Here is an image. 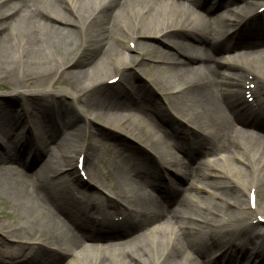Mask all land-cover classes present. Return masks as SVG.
<instances>
[{
    "label": "bare ground",
    "instance_id": "1",
    "mask_svg": "<svg viewBox=\"0 0 264 264\" xmlns=\"http://www.w3.org/2000/svg\"><path fill=\"white\" fill-rule=\"evenodd\" d=\"M190 1L207 3L209 11L223 4L224 13L200 21L178 0H0V81L11 87L0 101L7 139L0 144V200L22 208L10 223L0 218V264H264V134L257 132L264 131V0ZM55 4L71 14L54 12ZM180 32L189 40L175 39ZM236 46V56H222ZM150 56L162 74L148 79L165 101L128 73ZM115 78L123 82L117 93L121 86L108 89ZM64 80L67 87L55 89ZM248 126L254 128L246 134ZM112 128L145 140L142 157L124 143L117 150L106 143ZM204 148L220 164L196 166ZM100 149L111 156L113 174L95 166ZM81 155L97 185L104 189L101 178L117 182L113 196L74 183L82 181ZM170 171L195 194L178 192L177 184L165 198L158 192L161 199L146 191L145 185L175 183ZM228 173L244 179L237 178L232 195ZM203 194L221 203L211 208ZM195 206L205 210L199 218ZM92 225L87 241L114 236L113 243L89 244L87 252L77 232Z\"/></svg>",
    "mask_w": 264,
    "mask_h": 264
},
{
    "label": "rangeland",
    "instance_id": "2",
    "mask_svg": "<svg viewBox=\"0 0 264 264\" xmlns=\"http://www.w3.org/2000/svg\"><path fill=\"white\" fill-rule=\"evenodd\" d=\"M159 1V0H158ZM180 3H183V4H180L182 7H186V8H190V12L192 11V16H194L196 19H198V20H205V21H207L208 19H216V17H214L215 15H216V13H217V11L219 12V10H221L224 6L223 5H220V6H216V7H213V8H210V11H209V9H207V10H203L202 8V10L199 8V7H197L196 5H193L192 4V2L190 1V0H178ZM242 0H240V2H241ZM61 5V4H60ZM59 4H55L54 5V8H53V11L54 12H57V13H62V14H64V13H66V14H71V11H70V9H68L67 7H65L64 5H61L60 6ZM202 5V7L204 6V8H207V6H208V4H205V3H203V4H201ZM201 7V6H200ZM199 8V9H198ZM212 9V10H211ZM211 12V13H210ZM228 12V11H227ZM223 14L224 13V11H221V12H219V13H217V14ZM213 14H215V15H213ZM224 15H226V14H224ZM214 21V20H213ZM216 21V20H215ZM175 39H179V40H185V41H188L187 39H186V36H185V34L183 35V32H180L179 34H176L175 36ZM118 47H121V45H119ZM63 48L64 49H66L67 48V46H66V44L64 43L63 44ZM160 48L161 49H163L164 51H166V52H174L173 50H170V48H165V47H162V46H160ZM236 48H238L237 46L235 47V48H231V50L229 51V52H226V53H223L222 54V56H226V57H233V56H236L237 54L236 53H232V51L234 50V49H236ZM68 50H70L69 48L66 50V51H68ZM208 52H211V49H208ZM137 51H135V50H132V51H130V54H132V55H137ZM191 54H194V53H191ZM180 55V54H179ZM254 56H256V55H254ZM49 58H51L52 59V61H55V60H59L60 58H59V55H58V53L57 52H55L54 50H51L50 52H49ZM155 57H152V56H150L149 58H146L145 59V61L144 62H140L138 65H135V67H134V69L132 68V70H130L128 73H129V75L131 76V78H132V80H135V81H137V84L139 85V88L140 89H142V90H144L149 96H151V97H153L154 99H160L161 101L162 100H164L165 101V99H164V97L162 96V93H161V91L155 86V85H153V83L148 79L149 78V76H152L153 74L155 75V76H159L160 74H162V71L161 70H159V68L158 67H160V65H161V62L160 61H158L157 59H154ZM182 58H185V57H183L182 56ZM56 61V62H57ZM137 66L140 68V69H138L137 68ZM65 69H67V70H70L69 69V66H65L64 67ZM166 75V77H165V83L166 84H169V82H170V79H169V76H168V73H166L165 74ZM118 80L116 81V82H114V83H112L111 82V80L109 81V83H108V85L110 86L108 89H111V88H113V89H116V87H117V85L118 86H121V87H119L118 88V90H115L113 93H117V92H119V90L120 89H122L123 87H122V84H123V82H121V83H118V81H119V78H117ZM54 80H55V77H51V78H49L47 81H46V83H44L43 82V84H46V85H48L49 83H51V82H54ZM134 82V81H133ZM37 84L39 83V82H36ZM118 83V84H117ZM50 85V84H49ZM67 87V81H62V82H59V83H57L56 85H55V89H64V88H66ZM11 91V87H10V84H9V82H7V81H0V101H3V99H2V97H1V93H8V92H10ZM35 96V95H34ZM248 99V98H247ZM161 109H165V103L163 104V102H162V108ZM65 110V109H64ZM130 111H132V109H128V113L130 112ZM75 116H76V118L78 117V119H79V116H82L83 117V114L82 113H79V112H77L76 114H75ZM83 119H84V117H83ZM138 125H139V127L142 129V130H144V131H147V130H149V128H147V127H145V125H143V123L141 122V119H140V123H138ZM96 126H98L100 129L101 128H105V126H104V124H102V123H99V122H97L96 123ZM181 126H183V128L184 129H187V128H190V130L195 134V135H197V136H199L200 138H201V133L200 132H198V131H195L194 129V127L193 126H191V124L190 123H188V122H183L182 124H181ZM107 127V126H106ZM108 128V127H107ZM247 128L248 127H246V129H244L245 131V133L247 134L248 132L246 131L247 130ZM101 130H103V129H101ZM109 130V129H108ZM112 131H114V133H109V134H111L112 136H109L108 138H106V143H108L110 146H112V147H115L116 148V150L117 149H119L120 148V144H125V145H127L128 146V148L130 149V151H132V152H135V151H141L142 149H144L145 148V140H139V139H136L135 137H133V136H131L130 134H128L127 132H125V131H121V130H117V129H115V128H112L111 129ZM104 132H106V130H103ZM66 135H65V137L66 136H68V133L66 132L65 133ZM106 134V133H105ZM105 134H103V135H105ZM107 136V135H106ZM248 136H250V137H252V138H254V139H256V140H258L255 136H251V135H249L248 134ZM197 138V137H196ZM168 141H172L173 142V138H170V139H168ZM1 142H2V144H5L6 142H7V139L2 135V134H0V144H1ZM104 142H105V140H104ZM120 142H122V143H120ZM258 142H259V140H258ZM260 144L264 147V144H263V142L261 143V141H260ZM157 150V149H156ZM143 151V150H142ZM106 151L105 150H103V149H100L99 151H98V154H99V156H100V160H99V162H96L95 163V166L97 167V169L103 174V175H106V173H111V174H113V166H112V164H111V160H110V158L109 157H111V156H109V155H107L106 153H105ZM1 154V153H0ZM223 156L224 157H227L228 159H230L231 161H230V163L232 164V165H234V166H236L237 165V162L235 161V160H233L231 157H232V154H229V153H227V154H223ZM160 158V157H159ZM219 158H220V156L219 155H215V154H210V151L207 149V148H204V149H202V151H201V153L200 154H198L196 157H195V161H196V166H198V165H202V164H204V163H209L210 165H218V164H220V162L221 161H219ZM73 162H74V164H76V157L75 158H73ZM14 164H16V163H14ZM13 164V165H14ZM16 166H18V164H16ZM91 166V164H88V162H87V157H86V155H85V166H84V175L82 176V181H75L80 187L82 186V185H88V187H89V190L91 189V190H98V193H102L103 195H108V196H113L112 195V190H113V184H115V183H117V182H115V183H113L111 180L109 181V180H105L104 178H101L100 179V182H101V184H104V189L102 188V187H100L99 188V186L100 185H95V183H93V182H91V179L89 180V177H88V174L87 173H89V167ZM175 174V173H174ZM228 176H229V178L230 179H232V181H234L235 182V184H236V187H234L233 185L232 186H230V188L227 190L228 191V193H230L231 195L234 193V191H235V189L236 190H239L240 188H239V186H238V183H237V180L240 178L241 180H244L243 179V176H235L233 173H228ZM31 178V177H30ZM177 179H178V176L176 177ZM238 178V179H237ZM32 179V178H31ZM172 179V178H171ZM179 180V181H178ZM175 183H173L172 184V186H173V188H175V187H177L178 188V192H180V193H186L187 195L190 193V194H192V195H194L195 193L194 192H192V191H185V190H187V185H188V183H186V182H184L182 179H178ZM46 183V182H45ZM175 184H177V186H175L174 187V185ZM172 188V189H173ZM235 188V189H234ZM103 189V190H102ZM145 189H146V191L147 192H151L152 194H155L152 190H151V188L150 187H148L147 185H145ZM221 191H223V190H221ZM206 192H204V194H205ZM220 193H222V192H220ZM203 194V201L205 202V204L206 205H208L209 207H213L214 205H215V203H218V202H220L221 203V201H220V199L219 198H215V197H212L211 195L209 196V197H207V195H204ZM247 195H248V193H247ZM256 195H258L259 196V193H257V194H254V196H256ZM260 199H262L263 200V196L261 195L260 196ZM5 202L6 203H3L2 202V200H0V215L1 216H3V217H0L2 220H3V222H6V223H10L12 220H14V218L16 217H18V216H20V215H22V208H21V206L19 205V204H14L13 202H10L9 200H8V202L5 200ZM224 203V202H223ZM193 211H194V215L196 216V214H197V216H196V218H199L200 217V215H202L204 212H205V210L203 211V209H201V208H199L198 206H195V207H193ZM94 216H97V215H94ZM108 217L109 218H111V216L110 215H108ZM136 219H137V217H134V222L136 221ZM171 216L170 215H168L167 216V218H166V220H165V222H170L171 220ZM165 222H162V223H160V224H158V226H160V227H162V226H164L165 225ZM258 231V230H257ZM79 235V234H78ZM0 237H3V234H1L0 233ZM132 239V237H129V238H127V240H131ZM82 241V243L84 242V243H86V244H83V246H84V248H86V250H87V252H88V250L89 249H91V245H89V244H91L90 242H86V241H83V240H81ZM122 241V240H121ZM110 242H112V241H110ZM14 243H16L15 241H13V240H7V246H10V247H13L12 245H15ZM10 244V245H9ZM109 244V243H108ZM101 248V247H100ZM105 249H110V247L109 246H106V247H104ZM250 263V262H249ZM257 262L256 261H254V263L253 264H256ZM152 264V263H151ZM240 264H246V263H244L243 261L242 262H240Z\"/></svg>",
    "mask_w": 264,
    "mask_h": 264
}]
</instances>
